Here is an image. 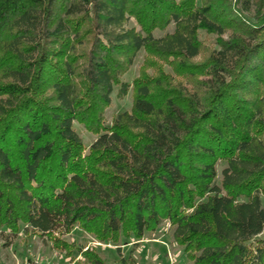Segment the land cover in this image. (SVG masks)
<instances>
[{
	"label": "trees",
	"instance_id": "obj_1",
	"mask_svg": "<svg viewBox=\"0 0 264 264\" xmlns=\"http://www.w3.org/2000/svg\"><path fill=\"white\" fill-rule=\"evenodd\" d=\"M239 1L253 15L227 0H0V228L65 249L74 226L115 243L167 222L193 264H264V0ZM200 29L218 48L193 63ZM142 48L174 74L134 80L106 126ZM75 121L97 135L86 153ZM81 254L70 263L105 264Z\"/></svg>",
	"mask_w": 264,
	"mask_h": 264
},
{
	"label": "rangeland",
	"instance_id": "obj_2",
	"mask_svg": "<svg viewBox=\"0 0 264 264\" xmlns=\"http://www.w3.org/2000/svg\"><path fill=\"white\" fill-rule=\"evenodd\" d=\"M228 11L241 10L239 0H227ZM252 6L250 12L242 9L243 15H253ZM129 26H137L134 18H130ZM174 28L171 22L165 30L155 29L153 35L162 36L165 32H170ZM198 37L201 41V54L195 57L192 62H200L206 57L211 49H217V36L214 33L198 30ZM120 80L130 84V88L124 96H117L118 86H114L110 94V103L104 109L105 125L109 126L114 117L119 113L129 111L133 101V81L143 77L152 78L158 73L174 74L173 69L166 63L165 57L157 56L155 53H148L145 49H140ZM175 77V76H174ZM178 79V77H176ZM183 80V79H182ZM75 131L81 138L84 145L83 152L86 153L88 147L94 142L97 135L91 133L86 128L73 123ZM225 166L223 162L217 163V183H220V172ZM244 199V198H243ZM173 227L167 222H162L155 231L144 232L141 239L133 236L119 237L115 243L98 241L90 232L84 231L78 226L69 233H57L60 240L70 244L71 252L66 251L71 247L60 249L54 247L51 239L41 237L39 234L28 230L25 231L24 224H19V231L12 233L5 227L0 228V264H71L70 262H82L84 256L81 252L87 248L94 249L105 264H193L190 258L183 252V247L173 238ZM56 236V237H57ZM257 238H264V233L257 235ZM256 238V239H257Z\"/></svg>",
	"mask_w": 264,
	"mask_h": 264
}]
</instances>
